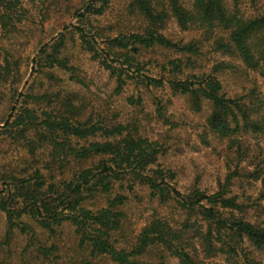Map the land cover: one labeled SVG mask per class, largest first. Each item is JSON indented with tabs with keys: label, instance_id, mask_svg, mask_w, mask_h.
<instances>
[{
	"label": "trees",
	"instance_id": "trees-1",
	"mask_svg": "<svg viewBox=\"0 0 264 264\" xmlns=\"http://www.w3.org/2000/svg\"><path fill=\"white\" fill-rule=\"evenodd\" d=\"M35 1L0 0V88L32 72L0 127L26 153L21 167L0 171V264H264V95L256 84L231 95L219 77L226 62L204 61L215 51L264 71V12L246 16L225 0H126L127 15L104 26L113 0H40L31 22L45 28L54 10L67 21L23 70L18 41ZM171 21L196 34L172 37ZM72 41L126 94V117L88 96ZM38 82L46 89L35 91ZM180 99L207 115L184 118L173 109ZM214 137L224 176L211 192L198 181L182 190L160 157ZM134 199L144 222L131 215Z\"/></svg>",
	"mask_w": 264,
	"mask_h": 264
},
{
	"label": "rangeland",
	"instance_id": "rangeland-1",
	"mask_svg": "<svg viewBox=\"0 0 264 264\" xmlns=\"http://www.w3.org/2000/svg\"><path fill=\"white\" fill-rule=\"evenodd\" d=\"M39 1L40 0H36L35 2L27 3L26 7L29 8V16L23 25L22 38H20V41L16 40L18 41V45L20 46L23 54V61L25 62L23 70H26L27 67V57L40 50L44 45L48 44L54 36L63 30L61 24L64 21H67V19L63 20L62 16L59 17L62 20H59L57 17L61 14H58L54 10L52 13L45 11L46 14H51V17L45 21V28H43L38 22L36 24L31 22V17H34L35 15L36 21L39 19L38 8H36V6L39 5ZM225 1L230 10H239L246 16L251 17L264 12V0ZM125 3L126 0H113L112 7L108 11L107 15H104L101 18V23L104 26L118 24L117 19L122 17L123 14H125V16L127 15ZM72 22L73 20L70 23ZM134 23L136 24V22ZM166 33L175 38L186 37L189 39L196 34V31L182 32L180 28L171 21L168 24ZM68 47L72 53L74 62L82 71V77H84L90 85L91 90L88 93V96L92 97L94 103L100 104V107L105 109L104 111H118L123 113L126 117L129 114L124 105L126 94L123 96L114 94L115 83L114 80L110 78L108 72L103 70L96 61L91 60L90 55L82 51L74 41L70 42ZM207 56L208 57L204 61L206 63L205 65L208 67H211L214 63L218 64L219 62H226V68L224 69V72L219 75V77L223 80L226 90L232 93L231 95L237 92L240 93L243 91L244 87H253L254 84L259 86L262 95H264V71L252 70L246 67V65L243 64L237 56L232 54L209 51ZM31 73L32 72L29 69L27 76L25 75V80L21 84L14 87L3 86L0 88V127L4 125V120L9 117L12 113V108L16 104V102L12 100L15 89H19V93L23 92L27 88V82L32 81ZM41 83L42 82H38L34 85L35 91H43L46 89L47 85ZM82 86L84 85H81V87ZM84 89H87V87L84 86ZM185 106L186 101L180 99L177 101L173 109L183 115L184 118L195 119V121L203 119L204 115H207L208 113V109L205 108L203 113L192 114ZM156 129H159V125H156V122H153L150 126H148V133L153 135L152 133ZM221 146V141L216 137L211 139L209 145L203 144L199 139H197L194 146L186 148L183 152L170 151L166 155L161 156L158 163L162 167L172 169L176 173L178 185L182 190H188L192 184L198 181L203 190L211 192L216 187L217 179L223 177L225 173L224 163L218 156V150ZM25 157L26 153L22 149V146L18 144H11L10 140L0 136V171L2 169L1 167L5 164L11 165L12 167H21L23 165L21 164V160ZM235 189L240 192L247 191L249 194H255L258 192L256 185L242 183H238ZM140 193L145 195L144 191ZM143 205L150 206L147 204ZM140 207V202L134 199L131 207L132 211L130 212L131 215L137 217L138 221L141 223L146 220L147 215L139 219L141 211ZM65 240L70 242V235H66ZM20 244L21 243L18 239L14 242V246L16 245L19 247ZM169 264H176V262L171 261Z\"/></svg>",
	"mask_w": 264,
	"mask_h": 264
}]
</instances>
